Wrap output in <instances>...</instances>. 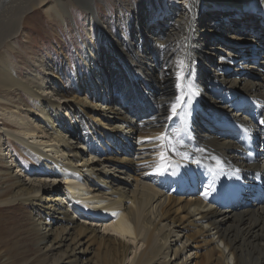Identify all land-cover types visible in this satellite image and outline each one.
Listing matches in <instances>:
<instances>
[{
	"label": "bare ground",
	"instance_id": "1",
	"mask_svg": "<svg viewBox=\"0 0 264 264\" xmlns=\"http://www.w3.org/2000/svg\"><path fill=\"white\" fill-rule=\"evenodd\" d=\"M72 1L0 0V214L24 211L34 262L264 264V0H119L115 27L89 2L85 72L65 81L18 38L36 9L66 25ZM161 133L176 152L141 142ZM4 142L42 174L21 177ZM60 184L92 222L72 216ZM18 246L0 242V264Z\"/></svg>",
	"mask_w": 264,
	"mask_h": 264
},
{
	"label": "rangeland",
	"instance_id": "2",
	"mask_svg": "<svg viewBox=\"0 0 264 264\" xmlns=\"http://www.w3.org/2000/svg\"><path fill=\"white\" fill-rule=\"evenodd\" d=\"M73 5H70L71 8V17H68L66 25L59 24L54 20H50L47 18L41 11L36 9L34 13H29L27 19H25V28L27 29L28 36L30 37L28 41H25L22 37L19 36L18 42H28L27 44L31 46L32 53L34 54H44L48 60L57 63V68L59 69L60 78L63 80L69 81V76L73 74V72L84 71V64L81 62L80 57L83 55V48L85 45V41H90L91 39L88 38L86 34V11H84V7L89 5V2L94 3L96 7V12L98 13L99 17L102 18L107 23L112 24V27H115V23L112 21L117 14V11L120 9L119 0H73ZM172 4L179 7L182 4V0H171ZM242 3V2H241ZM82 6H80V5ZM245 10V7H242ZM65 26V27H64ZM238 29L240 28L239 25H235ZM94 28V34L98 30L96 26ZM95 43H97L98 47L101 45V35L98 37L95 36ZM216 48L214 50H218V44L214 45ZM20 47L24 49V46L20 44ZM231 46H228V49H231ZM223 53V54H220ZM220 53L217 55H222L225 57L226 52L225 49L221 48ZM233 53V52H232ZM78 54V56H77ZM50 57V59H49ZM16 62H19L18 59L15 58ZM21 61V60H20ZM241 64L247 66L250 65L251 68L249 70L253 71L257 69V65L255 62L251 60L241 61ZM83 64V65H82ZM216 65L221 66L223 65V61H220L218 57H216ZM20 66V65H19ZM22 67V66H21ZM21 72H25L26 70L20 68ZM209 71V70H208ZM85 72V71H84ZM85 95L86 89L83 90ZM21 97L23 98L25 103L29 104L28 99L21 93ZM83 96V94H81ZM141 108H138L139 116L144 117L146 112H142ZM69 114V113H66ZM182 117V116H181ZM69 118L70 114H69ZM82 124V123H81ZM83 134V132H82ZM84 136V135H82ZM91 141V140H90ZM81 140L76 141L75 145L77 146ZM93 142L91 141L90 150L95 153V147ZM80 145V144H79ZM6 146V147H5ZM79 147V146H78ZM15 146V151L18 155V149ZM4 153L8 154L10 160L13 159V164H15L16 169L17 167L20 168L21 171L19 174L22 175V172L25 168L32 165L33 172L36 175H41L42 173L38 170V164L36 161H31L26 158L21 157L15 158L13 154H9V148L4 142ZM13 155V158H12ZM15 158V159H14ZM21 160V161H20ZM98 158L95 160L97 161ZM17 162V163H16ZM28 162V163H27ZM17 164V165H16ZM20 164V165H18ZM24 165V166H23ZM15 170V169H14ZM26 172V170H25ZM41 173V174H40ZM48 178V177H46ZM62 192L60 198L64 201L66 208L72 213V216L82 223H90L92 222L89 218H86L81 214V210L76 208L72 203V199L68 197L65 190V186L62 184L59 185ZM199 185H197V188ZM201 187H204L202 185ZM166 190H174L173 184L167 185L164 187ZM220 205L228 208L230 203L228 201H223ZM79 209V210H77ZM100 226V224H99ZM103 229V228H102ZM29 223L24 215V211L22 209H13L10 213L0 214V242L2 243L5 240H18L19 241V250H16L15 253H12L13 260L16 264H19L25 258H28V261H25L26 264H36L34 262L35 256V249L32 245V241L30 239V232H29ZM179 247L183 246V243L177 244ZM24 247V250H20ZM34 258V259H33Z\"/></svg>",
	"mask_w": 264,
	"mask_h": 264
},
{
	"label": "snow or ice",
	"instance_id": "3",
	"mask_svg": "<svg viewBox=\"0 0 264 264\" xmlns=\"http://www.w3.org/2000/svg\"><path fill=\"white\" fill-rule=\"evenodd\" d=\"M181 87V85L179 83H177V88L179 89ZM185 106V97L182 95H177L175 98V101L172 102L171 104V108H170V115L167 117V119L169 120H175V118L177 116L180 115V109L183 108ZM188 115H191V113H188ZM262 123H264V121H262ZM174 135L177 137V143H180L179 140V132L174 133ZM152 139H156L159 141H165V143L162 145L166 150L172 151V152H176L178 149L176 148V146L174 144L171 143V138L168 136L167 133H161L160 136L158 137H154V138H144L141 142L142 143H146V142H150ZM161 160L165 159L164 154L161 153ZM216 159V158H213ZM197 164H199V162H196ZM217 165H219L221 162L217 159L216 160ZM167 172L166 168L163 167H157L156 170V174L157 175H165Z\"/></svg>",
	"mask_w": 264,
	"mask_h": 264
}]
</instances>
